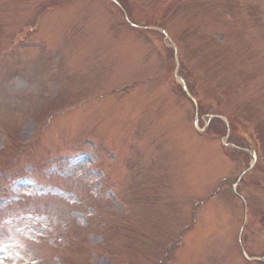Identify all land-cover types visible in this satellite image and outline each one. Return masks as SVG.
Returning <instances> with one entry per match:
<instances>
[{"label":"rangeland","instance_id":"rangeland-1","mask_svg":"<svg viewBox=\"0 0 264 264\" xmlns=\"http://www.w3.org/2000/svg\"><path fill=\"white\" fill-rule=\"evenodd\" d=\"M115 1L0 0V264H264V0Z\"/></svg>","mask_w":264,"mask_h":264}]
</instances>
